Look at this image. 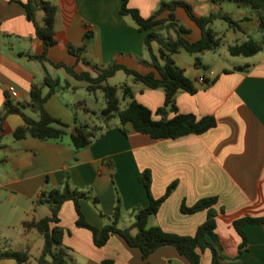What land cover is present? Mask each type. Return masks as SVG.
Wrapping results in <instances>:
<instances>
[{
    "label": "crops",
    "instance_id": "1",
    "mask_svg": "<svg viewBox=\"0 0 264 264\" xmlns=\"http://www.w3.org/2000/svg\"><path fill=\"white\" fill-rule=\"evenodd\" d=\"M25 1L0 0V116L7 98L13 103H27L32 84L41 85L45 73H49L58 78L60 84L46 100L45 109L69 128L59 139L26 136L15 140L13 131L23 124L22 117L10 113L2 125L0 120V189L3 193L10 200L14 195L31 200L32 208L38 211L40 205L47 204L38 202L41 192L62 185L68 176L71 187L88 194L89 198L81 199L80 203L91 224L100 228L108 221L118 193L121 199L118 225L127 227L133 222V209L149 202L147 191L139 181L140 173L149 169L150 191L154 197L161 196L168 184L176 183L158 212L149 218V224L165 231L193 235L204 221L206 211L183 213L180 210L182 202L190 206L201 197L216 196V233L225 254L234 256L241 238L233 227V220L245 215L264 216V40L259 52L234 56L235 59H227L220 46L226 43L229 54L230 45L250 38L261 40L263 33L259 21L264 16V9H253L233 0H183L199 15H227L238 22L236 27L221 18L213 22L215 37L219 39L217 47L195 54L180 50L172 55L174 62L196 86L194 93L179 90L175 94L178 112L192 113L197 118L212 116L215 119L213 127L199 134L156 139L136 131L130 123L121 127L119 121L112 123L109 120L108 128L100 136L86 147L76 149L70 133L75 124L82 121L87 124L85 119L78 118V111L84 116L91 112L84 110V107L90 108L83 100L77 106L66 97L76 94L79 89L86 90V83L74 79L62 67L28 56L42 54L43 42L25 16L22 6ZM48 1L57 8L54 29L58 39L47 51L49 61L64 63L76 72L88 71L92 76L96 75L93 65L102 68L116 62L142 74L154 73L159 77L144 45L145 31H139L130 17L120 14L121 0ZM161 1L170 0H129V5L148 17ZM173 13L175 20L190 30L187 36L190 41L201 37L200 28L183 8L177 7ZM169 14V10H164L159 17L167 19ZM36 20L43 23L42 10L37 11ZM151 30L166 33L161 24ZM170 33L175 36L172 30ZM84 43L88 64L77 59L67 48ZM153 50L158 54L157 43H153ZM206 54L213 65L205 62ZM207 70H213L215 76L207 83L199 82L198 77ZM124 83L130 86L138 102L151 109L154 119L163 118L156 113L164 104L161 88H148L134 82L132 76ZM9 86L15 88V94L8 91ZM120 86L117 92H121V97L117 96L127 104ZM23 111L38 119L29 107ZM173 115L174 112L169 111L165 117ZM107 124L99 125L105 127ZM46 215L38 213L30 219L22 218L20 223L23 226L25 220ZM76 218L73 202L65 201L59 211L58 225L64 231L60 247L69 257L66 258L68 264H189L171 245L161 246L147 258H142L139 248L128 245L119 234H112L103 246L97 247L91 231L78 227ZM244 231L247 250L238 259L226 260V263L264 264V226L246 224ZM21 234V248L17 250L28 251L41 235L34 229H24ZM4 240L6 244H0L1 248L9 245L7 238ZM10 260L13 259H3L0 264H17ZM200 261L210 264V250L200 252Z\"/></svg>",
    "mask_w": 264,
    "mask_h": 264
},
{
    "label": "trees",
    "instance_id": "2",
    "mask_svg": "<svg viewBox=\"0 0 264 264\" xmlns=\"http://www.w3.org/2000/svg\"><path fill=\"white\" fill-rule=\"evenodd\" d=\"M212 1L218 2L221 0ZM233 1L241 5L250 6L253 9H264V0ZM22 6L27 20L34 25L36 36L43 42L42 54L28 56L41 62H49L54 67L64 68L74 79L84 81L86 83L85 89L89 93L102 92L105 107L100 111V114L105 124L113 117H117L121 127L126 123H130L136 131L156 139L177 138L190 133L199 134L215 125V119L212 116L197 118L192 113L178 112L175 94L179 90L194 93L196 86L186 76L184 69L174 62L172 55L180 50L195 54L217 47L219 39L215 37L216 33L212 28V24L216 19L221 18L226 20L231 26H238V22L231 17L215 13L199 15L188 2L183 0L161 1L153 14L144 17L138 9L129 5V0H121L120 14L130 17L139 31H145L144 45L150 56V64L156 68L159 77H156L154 73L142 74L116 62H111L102 68L93 65L92 68L96 71V75L92 76L88 71L76 72L72 67L64 63H52L47 58L48 49L58 41L54 29L56 6L48 0H26L22 2ZM177 7L183 8L188 17L200 28L201 37L198 40L190 41L187 37L190 30L175 20L173 11ZM38 10L43 11L42 24H39L36 20ZM164 10L170 11L167 19L159 17ZM159 24L163 25L166 31L165 34L151 30L152 27ZM259 28L263 33L261 40L250 38L230 45L228 47L229 54L232 56H250L259 52L263 47L264 40V16L260 17ZM171 30L175 36L170 33ZM86 36L89 37L90 35L87 33ZM153 43L158 45V54L153 50ZM86 47L85 43L81 46H67L71 54L88 64L84 55ZM242 68L237 67V69ZM118 70H122L132 76L134 82L142 83L148 88H161L164 91V104L156 110L157 114L163 116L162 119H154L151 109L134 98L130 86L126 83L122 84L120 88L123 99H128V102L124 108H120V100L117 96L119 87L107 82L108 78L113 76ZM59 84L58 78L45 73L41 85L32 84L27 103H13L9 98L5 100L0 116L1 125L10 113H17L23 119V124L13 131L15 140L26 136L41 140L59 139L67 133L69 125L51 116L44 106L46 100L57 91ZM65 84L68 86L67 81H65ZM44 88H47L46 92L43 91ZM25 107H29L36 113L38 119L27 115L23 111ZM84 110L95 113L86 107H84ZM169 111L174 112V115L166 118L165 116ZM108 126V124L105 127L75 124L73 131L70 133L73 146L76 149L86 147L94 138L100 136L102 131L107 129ZM139 181L142 182L147 191L149 202L146 206H136L133 209V222L127 227L118 225L121 217V199L118 193H116L115 204L108 221L98 228L86 219L81 209L80 201L81 199L89 198L88 194L71 187L68 176L62 185L41 192L38 202L48 203L50 214L38 219L23 221L25 230L34 229L44 238L42 252L37 258L38 264H68L64 249L60 247L64 231L58 225L60 208L68 200L73 202L77 214L75 224L91 231L95 246L101 247L112 234H119L128 245L139 248L142 258H147L161 246L171 245L189 261V264H201L200 252L207 249L211 252L210 264H227L226 260L238 259L247 250V237L244 226L246 224H261L264 226V216L245 215L234 219L233 227L239 234L241 242L237 253L230 257L225 254L219 236L216 233V196L201 197L190 206L182 202L180 206L181 212L194 213L205 210L206 217L197 226L193 235H181L165 231L157 225H148L149 218L158 212L161 204L174 190L176 183L168 184L161 196L154 197L150 191L151 173L149 169H145L140 173ZM94 200L96 202V199ZM3 259H13L17 264H25L29 261L30 254L27 249L14 250L0 247V261Z\"/></svg>",
    "mask_w": 264,
    "mask_h": 264
},
{
    "label": "rangeland",
    "instance_id": "3",
    "mask_svg": "<svg viewBox=\"0 0 264 264\" xmlns=\"http://www.w3.org/2000/svg\"><path fill=\"white\" fill-rule=\"evenodd\" d=\"M217 26L220 27V23L217 21ZM224 25H226V22H221ZM220 51H224L225 57L227 59H235L234 56H231L226 52V43H223L220 46ZM223 56V55H222ZM223 58V57H222ZM205 62H209L210 65H213L211 62V59L209 57V54L205 55ZM241 59H243L241 57ZM222 62L228 64L227 61L222 59ZM127 78H130L129 75L125 74L123 71H118L114 76L110 77L108 79V82L111 85H117L120 86L123 84ZM117 95L121 97V92L118 91ZM66 96V95H65ZM67 100H70L72 104L79 105L78 102L83 100L86 105L95 113L94 114H88L87 116H84L82 111H78V118L80 120H86L87 124L90 126L99 125L100 123L102 125H105V122L100 114V111L104 107V99L102 92L97 91L95 93H89L84 89L77 90L76 94H71L70 96L66 97ZM128 100V99H127ZM125 100H120V107L125 106ZM112 123L118 122L117 117H113ZM85 121H82L81 124H84ZM33 203L31 200H27L23 196H17L14 195V198L10 200L7 196V194H4L2 189H0V244H6L4 238H7L9 245L5 249H11V247L14 250H17V248H21L19 245L22 241L20 236L22 235L23 226L20 223V220L22 218L30 219L34 216H36L38 213L41 214H50V207L49 204L40 205L38 211H34L32 208ZM133 220V219H131ZM122 221L120 222V225H122ZM148 225L152 226L151 224ZM135 232V230H133ZM38 235V234H37ZM40 240H34L32 246L30 247L29 254L30 259L25 264H38L37 258L40 256L44 244V238L42 235H39ZM11 246V247H9ZM67 259L69 257L65 255ZM13 261L14 260H10Z\"/></svg>",
    "mask_w": 264,
    "mask_h": 264
},
{
    "label": "built area",
    "instance_id": "4",
    "mask_svg": "<svg viewBox=\"0 0 264 264\" xmlns=\"http://www.w3.org/2000/svg\"><path fill=\"white\" fill-rule=\"evenodd\" d=\"M214 76H215V72L213 70H207L203 75H200L198 77V81L201 83H204V82L207 83V82L211 81ZM8 91L11 94H15V88L13 86H9Z\"/></svg>",
    "mask_w": 264,
    "mask_h": 264
},
{
    "label": "water",
    "instance_id": "5",
    "mask_svg": "<svg viewBox=\"0 0 264 264\" xmlns=\"http://www.w3.org/2000/svg\"><path fill=\"white\" fill-rule=\"evenodd\" d=\"M87 42V41H86Z\"/></svg>",
    "mask_w": 264,
    "mask_h": 264
}]
</instances>
